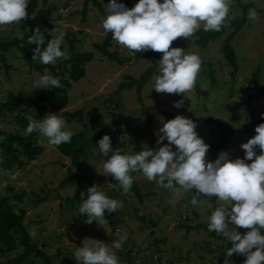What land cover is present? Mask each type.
Instances as JSON below:
<instances>
[{
  "label": "rangeland",
  "instance_id": "374dc122",
  "mask_svg": "<svg viewBox=\"0 0 264 264\" xmlns=\"http://www.w3.org/2000/svg\"><path fill=\"white\" fill-rule=\"evenodd\" d=\"M97 1L102 11L88 3L84 20L81 21L79 11L82 0H37L33 8L27 6L28 16L20 24L0 26V42L22 37L39 27L41 31L49 33L52 39L60 31L73 35L79 41L75 43L77 51L93 53L92 59L84 65L83 77L72 82L67 89L64 108L56 111L46 108L39 117L42 119L49 113L81 110L80 121L63 118L68 129L75 133L82 132L85 137L84 150L77 165L71 166L69 158L61 155L54 146L48 144L47 138L37 132L36 143L42 145L43 150L33 160L23 166L10 168L0 165V199L6 197L7 204L14 211L23 210L21 224L50 264H77L73 253L83 246V241L94 244L99 240L111 248L112 241L118 238L117 233L128 236L122 250H113L120 264H224L227 248L232 243L207 230V220L219 206L217 198L199 196L197 206H193L191 198L195 195L194 190L186 193L178 185L172 190L163 189L155 182L148 181L140 172L131 173L134 182L129 193L124 195L116 180L97 171L96 167L102 170L107 158L98 153L93 154L92 150L98 147L99 139L105 134L110 136L112 147L118 148L122 154H135V146L147 148L149 137L145 132L146 115L142 110L154 112L160 109L174 116L183 115L194 122L200 116L218 118L231 128H237L262 115L264 96L253 90L252 73L257 70L258 83L264 85V14L258 13L260 19L256 22L249 21L246 14L245 23L230 41L238 66L233 79L230 78L231 67L220 52L223 39L231 27L224 28L218 38L209 41L201 50L194 47L192 38H177L173 41L170 47L184 48L202 60L195 88L185 94L188 104L175 108L173 94H160L152 89L162 57L155 59L154 73L142 86L139 97H136L133 88H117L119 82L124 80V75L137 77L151 63L146 57L134 59L133 54H129L126 48L113 39L107 50L126 57V61L117 63L95 50L93 44H99L106 33L101 21L106 16V4L110 0ZM237 1L249 3L257 10L264 9V0ZM137 2L128 0L129 7ZM230 15L235 16L234 19L242 15L233 1ZM67 49L64 39L62 50L67 53ZM4 64L6 68L0 60V103H4L10 95L36 97L45 91L33 88V83L38 75H51L46 68L42 73L34 71L12 47L4 54ZM211 93L216 95L213 101L209 99ZM31 113L0 111V129L25 134L15 122V116L23 114L29 121L32 120ZM162 121L165 119L157 114L151 117L150 145L155 149L162 146L156 142ZM196 131L210 145L207 159L215 160L219 152L214 146L218 144L220 136L216 123H202ZM251 137V127L243 133L233 134L222 150L229 153L230 159L243 158L245 153L240 145ZM163 143L166 144L167 140ZM172 147L175 150V145ZM68 167L74 174H87L108 197L123 201V208L118 212L105 214L108 223L103 227L98 226L96 221L84 223L86 216L78 214L91 184L72 178L59 186ZM134 188L138 190L140 198L135 195ZM21 190L25 194L17 202L13 196ZM75 192L78 193V199L73 197ZM36 194L44 200L33 203L37 199ZM185 225L191 228L187 229ZM236 230L241 235L249 231L239 227ZM20 251L21 247L17 246L14 251L5 252L0 256V263ZM228 259L231 264H244L246 257L234 253ZM15 264L43 263L40 258L32 257Z\"/></svg>",
  "mask_w": 264,
  "mask_h": 264
},
{
  "label": "clouds",
  "instance_id": "9594fccd",
  "mask_svg": "<svg viewBox=\"0 0 264 264\" xmlns=\"http://www.w3.org/2000/svg\"><path fill=\"white\" fill-rule=\"evenodd\" d=\"M28 3L29 0H0V26L20 24L28 16ZM230 7L231 0H138L131 8L118 0H110L101 25L129 54L149 50L162 53L159 74L154 77L152 89L160 94L186 97L185 94L195 88L202 60L184 48L170 46L177 38L191 40L201 27L205 32L221 31L235 18L230 15ZM247 19L251 22L260 19L255 8L248 10ZM65 35L63 31L58 32L46 47H42L45 37L37 27L28 39V44L36 45L32 60L55 65L58 60L67 59V53L61 48ZM59 87H62L60 80L49 74L38 75L33 83L36 89ZM209 99L215 100V93H211ZM183 105L184 99L173 102L175 108ZM196 128L192 119L176 115L162 121L156 141L162 146L135 154H122L118 148L114 149L110 136L105 134L99 139L98 147L92 150L93 154L107 158L102 170L91 164L98 172L116 180L124 195L129 193L134 182L131 173L140 172L163 189L172 190L178 185L186 193L194 190L193 206H197L199 196L217 198L219 206L209 216L207 230L231 241L224 264H231L228 257L234 253L246 257L244 264H264V123L258 124L256 134L240 145L244 157L235 159L221 150L215 160H208L206 154L210 145L197 134ZM34 131L47 138L51 146L71 143L75 134L68 129L63 117L54 113L39 121L29 120L25 134ZM122 208L123 201L108 197L93 184L87 189V199L80 205L78 214L86 216L84 223L96 221L103 227L108 223L105 214ZM238 227L249 231L241 235L236 230ZM117 237L111 248L99 240L94 244L83 241V246L73 253L77 264H120L113 250H122L128 236L117 233Z\"/></svg>",
  "mask_w": 264,
  "mask_h": 264
},
{
  "label": "trees",
  "instance_id": "16d2710c",
  "mask_svg": "<svg viewBox=\"0 0 264 264\" xmlns=\"http://www.w3.org/2000/svg\"><path fill=\"white\" fill-rule=\"evenodd\" d=\"M37 0H29L28 6L34 7L36 5ZM236 3L238 8L241 10L242 15L239 18L232 19L228 26L231 27V31L227 33L223 39V42L220 46V52L224 59V61L231 67L230 70V78L233 79L238 66L235 63V55L234 51L230 45V41L233 35L239 31L241 26L245 23V15L248 14V10L250 8H254L249 3H239L237 0H231ZM121 3H124L127 7H129L128 0H120ZM90 3L96 10L102 11L100 7V3L97 0H82V5L80 9L81 18L80 20H84V14L87 11V4ZM130 8V7H129ZM257 10V9H256ZM263 13L264 9L257 10V13ZM222 27L221 31H209L205 32L203 29H200L195 33L192 37V44L198 50L205 48L209 41H213L218 38L224 28ZM35 31H29L26 34H23L22 37H15L6 42H0V60L3 62L4 67V54L7 52V49L12 47L15 48L19 53L20 57L26 62V64L39 73H42L43 69H47L51 76L56 77L60 80L62 87L55 89H45L44 92H40L36 97H32L30 95H10L8 99L4 103H0V111H6L8 113H13L16 111L26 112L32 111V120H39L41 114L45 111L46 108L50 110H61L67 103V95L66 91L70 87L72 82L78 81L84 75V65L89 62L93 53L91 51H77L75 48V43H79L78 39L74 38L73 35H65L64 39L67 42V59L58 60L55 65H43L41 63H37L32 60L33 50L36 45L28 44V39L33 35ZM45 37V44L42 47H46L49 40L52 39L49 33L45 31H41ZM112 40L111 33H105L103 40L99 44H93L95 50L105 56L109 60H113L117 63H121L122 61H126V57H120L114 51H108L107 47L110 45V41ZM62 48V46H61ZM146 57L150 60V65L145 67L141 73L137 77H132L128 75L123 76V81L119 82L117 85L118 89H130L133 88L136 97H139V91L142 86L151 78L155 69V59L158 57H162V53L154 52V51H146L141 53L133 54L134 59H139ZM253 77V90L260 96H264V85L258 83L257 70L252 73ZM174 101H178L184 99V104H188L187 98L183 96V94H173ZM173 101V102H174ZM204 107V106H202ZM142 112L146 115L145 123V132L149 137V145L147 148H142L140 146H135L136 153L146 150V149H155L152 148L150 143L152 139V132L150 130L151 117L153 115H159L165 119V121L174 118L175 116L169 114L164 110H157L154 112H147L142 110ZM61 117L66 120L76 118L77 120H81V110L77 109L72 112L62 111L59 113ZM15 122L20 125V130L26 131L27 125L29 121L25 118L23 114L19 116H15ZM197 124V129H199L202 123H216L218 131L220 132V136L218 138V144L214 146L216 152H220L227 144L228 138L233 134H240L246 131L248 128H252V137L256 134L255 127L264 123V109L262 115L258 118L253 119L249 122H244L237 128H231L222 123V121L218 118L211 117H203L200 116L195 122ZM36 135L37 132H33L31 134H20L18 131L14 132H6L0 129V165L5 168H10L12 166H23L25 163L33 160L42 150L43 146L36 143ZM85 146V137L82 132H77L73 135L71 139V143L61 144L60 146H54V148L63 156L69 158L70 165L75 166L77 162L82 156L83 150ZM260 149L257 148V152ZM251 163V161H248ZM66 175L59 183V186H63L66 181L76 178L78 181L85 180L88 184H95L90 177L85 173H76L74 174L70 167L66 168ZM33 192H31L32 194ZM135 195L140 198V194L136 188H134ZM25 194L24 190L18 191L14 194V199L17 202L22 200V196ZM37 197L33 203L38 201H43L44 198ZM74 199H78V193L75 192ZM87 198V194L84 195ZM215 198V197H213ZM23 215V210L18 209L14 211L10 205L7 204L6 197H2L0 199V256H3L5 252L14 251L17 246L21 247V251L16 253L11 258H6L3 263L0 264H15L21 261H25L28 258L38 257L42 260L43 264H50L48 262L47 256L37 247L35 241L31 240L28 236V233L24 229L21 224V219ZM200 225V224H196ZM187 229H190L191 226L185 225ZM264 234V231H262Z\"/></svg>",
  "mask_w": 264,
  "mask_h": 264
}]
</instances>
